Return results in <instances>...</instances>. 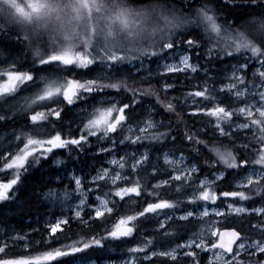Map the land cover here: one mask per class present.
Instances as JSON below:
<instances>
[{
	"label": "snow or ice",
	"instance_id": "1",
	"mask_svg": "<svg viewBox=\"0 0 264 264\" xmlns=\"http://www.w3.org/2000/svg\"><path fill=\"white\" fill-rule=\"evenodd\" d=\"M235 2L183 0L191 30L135 56L25 67L0 51V123L24 118L0 131L16 166L0 204L29 156L94 151L74 188L43 193L65 212L30 233L0 227V264H264V0H241L237 27Z\"/></svg>",
	"mask_w": 264,
	"mask_h": 264
},
{
	"label": "clouds",
	"instance_id": "2",
	"mask_svg": "<svg viewBox=\"0 0 264 264\" xmlns=\"http://www.w3.org/2000/svg\"><path fill=\"white\" fill-rule=\"evenodd\" d=\"M194 20L195 10L178 0H0V32L18 37L37 63L65 53L135 56L191 30Z\"/></svg>",
	"mask_w": 264,
	"mask_h": 264
},
{
	"label": "trees",
	"instance_id": "3",
	"mask_svg": "<svg viewBox=\"0 0 264 264\" xmlns=\"http://www.w3.org/2000/svg\"><path fill=\"white\" fill-rule=\"evenodd\" d=\"M178 2L180 6L185 7L183 0H178ZM192 6H198V2H194ZM230 8L231 12L227 14V20L234 27L239 26L240 23L247 19L251 11L250 6L247 3L241 2V0H236L234 5H230ZM0 51L5 52V58L9 54L14 57L16 56L21 63L25 64V67L31 62L21 40L14 34H11L10 38L0 35ZM231 62L235 63V60H231ZM94 67L99 70L98 65ZM67 119H71V114ZM23 124L24 118H14L12 121L0 123V131H8L10 128L22 127ZM20 147L23 148L24 145L21 144ZM30 149L31 147L29 146L28 150L30 151ZM89 150L92 151L90 146L85 151ZM90 151L85 154L80 152L77 155L79 163L88 165L90 162L89 157L93 156ZM75 154V152L72 154L62 153L64 160L58 167L53 164L50 156L40 158L38 162L29 156L24 170H21L18 184L14 186L13 191L10 193V196L14 197L15 200L0 204V226L13 227L19 231L29 233L32 229H43L46 223H43L42 218L48 213L49 208L48 204L42 198L43 193L50 188L64 185L61 180L58 182L53 176H48L47 170H52L56 173L58 171H64L66 174L70 167L68 164ZM7 163L12 164L13 161L8 160ZM15 167V164H13L12 168L6 169L4 168V161H0V183H7L9 179L15 178ZM85 173L87 172L85 171ZM36 238L39 237L37 236ZM111 255L115 257L116 254Z\"/></svg>",
	"mask_w": 264,
	"mask_h": 264
},
{
	"label": "rangeland",
	"instance_id": "4",
	"mask_svg": "<svg viewBox=\"0 0 264 264\" xmlns=\"http://www.w3.org/2000/svg\"><path fill=\"white\" fill-rule=\"evenodd\" d=\"M16 57V56H15ZM4 67H6V64H3V63H0V68H4ZM5 79H6V77H5ZM3 81H0V83H2ZM29 151V150H28ZM56 152H57V157H59L60 159H62V161L64 160V156L62 155V153H65V154H72V153H74V152H72V153H70L68 150H65V149H60V150H55ZM90 151V150H89ZM89 151H82L81 153L82 154H85L86 152H89ZM29 152H31V149H30V151ZM90 153L91 154H93L94 155V151L92 150V151H90ZM50 157H51V154L49 155ZM76 159H77V161L79 162V158H78V156H77V154H75V156H74ZM53 159L54 158H52L51 157V160H52V162H53ZM53 164L56 166V167H58L59 165H57V164H55L54 162H53ZM83 166L82 165H80V164H75V165H71L70 167H69V170H68V172L65 174L64 173V171H61V172H63L65 175H67V176H69V178L71 179V181H69L71 184H72V186L71 187H69L68 185H63L62 187H55L54 189H63V188H68L69 190H71L72 188H74L75 187V185H74V183H72V175L73 174H75V175H81V176H83V175H85V173L83 172V171H80L81 169H83L82 168ZM48 191V190H47ZM46 191V192H47ZM45 192V193H46ZM75 196V193H73V197ZM42 198H43V200H44V202L45 203H47L48 204V206H49V208H48V213H46L44 216H43V218H42V221H43V223H48V222H50L51 220H53L56 216H59L61 213H63V212H65L66 211V207H65V205H63V204H60V203H57V202H54L51 198H48V197H45L44 195L42 196ZM0 227H4L5 229H15V228H13V227H10V228H8V227H5V226H0ZM15 230H17V229H15ZM17 231H19V230H17ZM22 232V231H21ZM114 258V257H113Z\"/></svg>",
	"mask_w": 264,
	"mask_h": 264
},
{
	"label": "bare ground",
	"instance_id": "5",
	"mask_svg": "<svg viewBox=\"0 0 264 264\" xmlns=\"http://www.w3.org/2000/svg\"><path fill=\"white\" fill-rule=\"evenodd\" d=\"M11 129V128H10ZM75 156V155H74ZM72 157V160H70V163L68 164V166H71V165H75V164H80V165H82L83 167V172L85 173V171L87 172L88 171V169H87V165L86 164H84V163H79L78 161H77V159L75 158V157ZM91 162V161H90ZM89 162V163H90ZM86 174V173H85ZM47 175L48 176H53V178L56 180V181H58V182H60V180L64 183V185H68L69 187H71L72 186V184L69 182V181H71V179L69 178V176H67V175H65L63 172H60V171H58V173H56V172H54V171H52V170H47ZM56 187H60V186H56ZM62 187V186H61ZM53 188H55V187H53Z\"/></svg>",
	"mask_w": 264,
	"mask_h": 264
}]
</instances>
